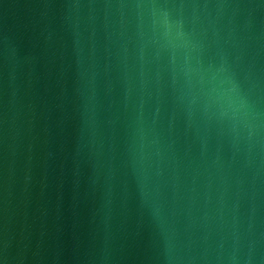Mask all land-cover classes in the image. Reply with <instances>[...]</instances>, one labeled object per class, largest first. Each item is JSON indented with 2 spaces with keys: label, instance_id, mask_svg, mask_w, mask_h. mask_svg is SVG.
Masks as SVG:
<instances>
[{
  "label": "water",
  "instance_id": "95a60500",
  "mask_svg": "<svg viewBox=\"0 0 264 264\" xmlns=\"http://www.w3.org/2000/svg\"><path fill=\"white\" fill-rule=\"evenodd\" d=\"M0 264H264V0H0Z\"/></svg>",
  "mask_w": 264,
  "mask_h": 264
}]
</instances>
